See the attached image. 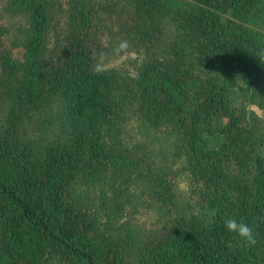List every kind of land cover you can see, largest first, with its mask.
<instances>
[{
    "label": "trees",
    "instance_id": "obj_1",
    "mask_svg": "<svg viewBox=\"0 0 264 264\" xmlns=\"http://www.w3.org/2000/svg\"><path fill=\"white\" fill-rule=\"evenodd\" d=\"M71 1L76 23L66 56L51 59L47 75L48 1L6 0V10L26 17L27 26L23 59L1 56L15 101L10 126L0 131V264H264V120L253 112L243 125L244 108L231 96L241 78L248 100L264 110V59L257 56L264 33L254 28L264 20V0ZM114 12L137 23H122L129 37L156 43L143 61L150 68L135 83L141 130L155 141L169 138L167 154L189 156L212 184L208 220L188 214L154 237L127 226L109 239L108 223L88 219L93 187L102 197L98 207L113 215L135 197L127 186L112 195L103 188L124 172L110 147L114 171L105 174L102 128L118 130L131 96L120 91L118 71L93 72L88 41L104 34ZM32 115L29 133L22 122ZM219 116L227 122L218 124ZM231 158L239 169L226 175L223 163ZM75 177L85 184L71 187ZM233 217L254 227V246L226 229Z\"/></svg>",
    "mask_w": 264,
    "mask_h": 264
},
{
    "label": "rangeland",
    "instance_id": "obj_2",
    "mask_svg": "<svg viewBox=\"0 0 264 264\" xmlns=\"http://www.w3.org/2000/svg\"><path fill=\"white\" fill-rule=\"evenodd\" d=\"M47 1L50 13V29L45 54L46 63H49L46 66V74L49 75L51 73V59L55 61L61 57V60L64 61L65 59L68 35L73 28V22L76 23L74 19L76 10H74L71 0ZM5 5L6 0H0V131L10 126L12 120L10 109L15 101L12 98V92H8V86L4 82V64L1 56L8 55L13 59H23L25 53L22 44L23 29L27 26L26 17L20 13L7 11ZM118 12L106 15V19L107 17L108 19L104 34H100L97 40L89 39L88 45L93 49L96 62L101 52L111 53L120 41L129 42L126 54L122 57L113 55L107 69H114L122 75L120 78L123 81V88L120 91H124L131 98L125 99V113L118 120L121 122L118 130L110 123L103 126L101 142L104 150L113 148L110 152H113V158L118 159L117 163H123L124 172L121 177L111 180L112 185L109 184L110 180H107L103 188H106L107 194L112 195L115 186H127L130 188L129 193L134 194L135 197L134 200L127 202L125 210L119 215H113L111 212H103L101 207H98L102 197L98 194L99 190L91 185L95 189L94 194L97 195V198L88 219L94 218L93 221L100 224L108 223L110 230L105 236L109 239L115 237L117 231L127 226L137 230L143 229L147 231L148 236L154 237L156 233L161 232L162 234L166 228L168 230V227H171L172 223L178 222L188 214H195L204 220H208L210 210L207 206V196L212 189V184L206 177L202 176L196 167L192 166V160L189 156L174 158L167 154L166 147L171 143L169 138L164 137L163 140L155 141L141 130V112L138 108V97L134 92L135 83L142 70L150 68L147 66L148 64L144 65L143 61L147 59V56L153 55L152 52L156 49V43L148 41L142 45L136 39L129 37L130 35L128 36L121 26L122 23L124 22L133 28L137 23L131 18L123 21ZM257 23V25L253 24L254 28L264 33V20ZM248 91L241 78L235 79L231 84L233 105L236 106L237 110L244 108L242 110L245 112V117L241 118L243 125L247 120L250 121L249 118L253 112L264 120V110L248 100L246 97ZM35 115L40 116L39 113H35ZM32 116L33 118H26L22 122L24 126L28 123L29 133L30 131H32L31 133L35 132V130H31L33 127L31 122L35 118L34 115ZM227 120L226 116H219L217 123H225ZM223 139V136L214 138L213 146L217 147ZM140 147H142L141 150ZM108 151H105L107 162L105 174L111 176L110 174L114 170L110 168L112 165ZM238 167V163L231 158L223 163L221 172L226 175L231 174V172L236 173ZM150 175L162 177L164 184L158 182L156 178H151ZM79 182L80 177H75L71 187L85 184ZM98 187L101 188V186ZM53 264L62 263L55 258Z\"/></svg>",
    "mask_w": 264,
    "mask_h": 264
},
{
    "label": "clouds",
    "instance_id": "obj_3",
    "mask_svg": "<svg viewBox=\"0 0 264 264\" xmlns=\"http://www.w3.org/2000/svg\"><path fill=\"white\" fill-rule=\"evenodd\" d=\"M129 48V42L124 40L120 41L111 53L101 52L98 55L96 62L92 66L93 72L96 74H102L109 67L111 58L115 56H123L126 54ZM257 56L264 59V51L257 53ZM225 227L229 232L236 233L242 240L245 241L247 246H254L256 244V238L254 235V227L241 221H238L235 217L225 219Z\"/></svg>",
    "mask_w": 264,
    "mask_h": 264
}]
</instances>
